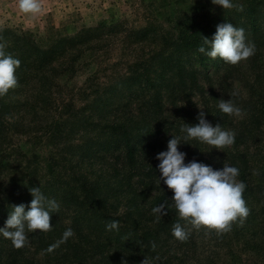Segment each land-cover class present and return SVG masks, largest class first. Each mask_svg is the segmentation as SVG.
I'll return each instance as SVG.
<instances>
[{
    "label": "rangeland",
    "instance_id": "374dc122",
    "mask_svg": "<svg viewBox=\"0 0 264 264\" xmlns=\"http://www.w3.org/2000/svg\"><path fill=\"white\" fill-rule=\"evenodd\" d=\"M191 1L39 0L41 12L24 14L18 8V0H0V43L5 44L6 55L20 61L15 71L17 86L0 96V228L4 227L13 206L23 203L25 211L28 210L32 187H39L47 199L59 205L58 211L50 212L51 226L61 221V226L69 228L76 211L63 206L62 190L65 183L75 185L85 177L95 184L92 195L107 201L100 204L99 213L110 216L111 221H118L119 232L106 230L97 218L106 246L101 253L90 249L84 264H106L114 252H119L115 254L119 256L111 260L112 264H141L144 259L149 264H264V246L256 247L253 239L256 236L259 243L254 213L264 202L258 200L264 194V177H259L264 172V135L258 133L256 136L254 129L248 134L250 126L245 128L251 114L255 113L253 107L258 97L237 80L220 79L218 72L224 61L206 55L205 60L189 61L196 71L197 82L189 81L183 88H178L174 69L161 76L159 71H150V79L157 81L154 88L145 78L133 87L118 85L152 52L165 51V55L172 52L183 14L211 10L218 15L235 9H223L211 0H197L196 5H191ZM232 2L244 6L247 0ZM254 22L264 26V16H257ZM254 22L248 21L244 32L249 33ZM144 27H151L157 34L148 32L150 39L141 42L135 31ZM89 29L91 32L83 33ZM81 33L86 35L85 39L80 36L76 43L83 45L58 56L51 65L41 67L43 51L61 39ZM18 51L23 52V60L16 53ZM245 64V60L238 63L241 71L246 70ZM30 67L38 72L33 73ZM143 68H136V71ZM174 84L176 93L171 91ZM114 86L117 90L107 94ZM234 91L237 92L235 96L232 95ZM100 97V103L104 104L95 105L93 101ZM221 99H230L243 112L240 117L225 114L223 130L243 136L220 151L195 139L185 141L186 134L181 132L182 144L178 146L186 153L185 163L195 159L214 170L222 169L223 165L235 167L226 159L230 147L237 148L247 159L253 175L250 183L255 187L254 201L248 198L246 202L250 213L242 223L238 219L230 231L218 235L215 230L196 229L179 219L171 206L173 192L163 181L158 183L160 173L153 168L159 163L156 155L167 150L168 141L178 137L181 127L198 123L197 118L186 122L183 114L196 115L203 111L209 122L208 110L214 107L216 110ZM84 106L87 108L82 110ZM133 117L145 118L153 126L169 129L167 133H150L152 136L145 138V144L155 142L154 149L148 158L139 157L141 150L138 151L135 159L139 157L136 162L140 163L137 164L128 159L124 144L112 143L115 138L112 134L108 136V143L101 141L103 136L112 133L108 129L110 125L129 124L134 121ZM103 126L108 130L100 134ZM80 144L84 150H79L77 145ZM56 178L57 183L54 182ZM237 179L240 181L239 176ZM255 183H262V189ZM135 188L143 189L141 195H131L130 189ZM74 194L77 199L71 204L75 206L81 202L77 211L84 213L92 208L88 206L90 198L83 204V193L76 189ZM161 204L165 205L167 215L157 222L158 214H153L152 209ZM177 222L190 233L184 242L172 235V227ZM81 230L91 235L92 229L84 227ZM41 233L46 232L37 230L32 234ZM62 234L59 233L60 238ZM155 235L159 236V244L154 240ZM27 237L28 242L20 248L24 253L12 258L17 264L35 260L38 264H61L58 263L61 257L51 254L53 250H47L46 255L45 247L37 251L36 245L31 247V232ZM130 239L140 242L134 253L130 252L132 247H127L128 242L132 245ZM68 240L72 241L73 236ZM4 243L13 246L0 234V261L4 256L1 251V246H6Z\"/></svg>",
    "mask_w": 264,
    "mask_h": 264
},
{
    "label": "trees",
    "instance_id": "16d2710c",
    "mask_svg": "<svg viewBox=\"0 0 264 264\" xmlns=\"http://www.w3.org/2000/svg\"><path fill=\"white\" fill-rule=\"evenodd\" d=\"M196 1L197 0H192L191 5H196ZM243 9L244 10L242 12L233 9L227 14L218 15L214 14L211 10L210 12H188L183 14L182 24L180 30L177 32V41L175 43V46L173 47L172 52L168 55H165V51H154V54H152V52L143 63L142 61L137 63V66L132 71L133 73H130L126 77L122 78L118 85L122 84L133 87L136 85V83L141 82L142 78H145V82H148L149 86L151 88H154L155 83L157 81H153L150 79V71H159L158 75L161 76L164 72L172 71L173 69L175 70V76H178V88H183L189 81L191 83L197 82L196 71L195 69H193V66L190 64L189 61L194 58L199 61L205 60V55L197 51V49L203 44V37L211 39L216 32V26L225 22L232 24L234 27L242 28L244 30V26L248 21L254 22L257 16H264V0H247V2H245L243 6ZM185 25H187V27H185ZM149 29L147 27H144L135 31L138 36V39L141 42H146L150 39V34L148 32H151L153 29L151 27H149ZM85 32H91V29L83 31V33ZM107 32L109 33L110 30H108ZM152 32L156 33L155 31ZM83 33H81L82 35H78L73 38L61 39L57 41L56 44L49 46L47 50L43 51L41 67L51 65L58 56H62L73 48L83 45L76 43V41L79 40L80 36L81 38L85 39L86 35ZM244 34L246 43L255 45L254 55L245 60V66L247 67L246 70L241 71L242 68L238 64L231 65L224 62L223 65L220 67V71L218 73L220 79H222L223 81H226L227 79L237 80L238 82L243 83L245 86L250 88V90L253 92V95L258 97V102L255 101L254 103L256 105L253 107L255 113L251 114L249 123L248 125L246 124L245 128L250 126V129L247 132L248 134L251 133V131L254 129L256 132V136H258V133H262L264 135V95L262 96V93L264 92V81H262L264 80V26H260L257 23L255 24L254 22L252 23V27L249 30V33L244 32ZM205 48L206 51L210 50L209 46L207 45H205ZM16 53L20 56V58H22V60L24 59L23 52L18 51ZM176 55H178V59L176 58ZM185 56L188 57L187 60L183 59V57ZM140 67L144 68L140 71H136V68ZM30 68L33 70V73L36 74L38 72L34 67ZM23 75H25V72L23 73ZM23 75L21 76L22 81L24 80ZM116 90L117 88L114 86L113 89L107 94L113 93ZM171 91H173L174 93L177 92L176 84L173 85ZM147 100L148 98L146 100H142L141 105L145 104ZM100 101L101 97L96 98L93 103L95 105H103L104 103H100ZM85 108L87 107L84 106L82 110H84ZM178 111H180L181 113V110ZM185 111L186 110H184L182 113H184ZM208 114L210 115V117H208L210 119L209 123H211L213 126L220 124L222 129L225 128L226 115L222 113L219 108H217L216 110L215 107L211 108V110H208ZM198 115V113L196 115H186L184 113L183 120H186V122H188L191 118H197ZM132 119H134V121H131ZM131 120L129 124L115 123L110 125V128L108 129H110L112 133L103 136L101 138V141L103 143H108V136L112 134L113 136H115L112 143L114 145L124 144L123 146L126 150L128 159L130 160V162H132V164H137L140 163L136 162L139 157L148 158L150 156V153L154 149L153 146L155 145V142L153 144L152 142L145 144L143 143L147 141L145 138L152 136L150 135V133H167L169 129L160 127L159 125L153 126L152 124H149L148 120L141 117H133L131 118ZM108 129L103 126L99 133L103 134ZM179 135H181V131H179L178 137ZM241 136L243 135L236 134L235 141H238L240 139L239 137ZM82 144L77 145L79 150L85 149ZM230 149L231 150H228L226 152V159L230 161V164H233L236 168L239 169V179L246 185V189L243 193V198L246 202L248 201V198L254 201L255 187L252 186L250 183V178H252L253 175L249 171L250 166H248L247 159L241 152L237 150V148L230 147ZM138 151H140V155L137 159H135L138 156ZM82 157L83 156H80L81 159ZM153 169L155 171V169L157 168ZM28 174L31 173L28 172ZM259 177H264V172H262ZM54 182L57 183V178L54 180ZM77 183L78 184L75 185H72L69 182L65 183V188L62 190V196L60 197V201L63 203V206L67 208L72 207L74 208V211H76V214L72 219L73 223H71L69 227L74 233L73 240H67L64 243H59L58 246L55 247L51 252V254H54L56 258L61 257L58 261V263L61 264H84L85 259L90 255V249H93L95 253H101V251H103V247L106 246V243L103 244L102 242V237L104 235H101L102 233L100 232L101 230L99 226V220L97 218H100V220L105 226L112 220L110 216H106L105 214L102 215L99 213L98 209H100V204L102 206L103 202L107 201L106 199L100 200L92 195V193L94 192L92 189L95 184L88 181L85 177H82L80 182ZM255 184L259 189H262V183ZM76 189L83 193L81 199L83 204L90 198L88 206L92 208L87 209L84 213H81L76 210L77 207L81 204L80 201L77 202L75 206L71 204V202L77 199L74 194ZM136 189L137 188L130 189V193L132 196L141 195L143 189L141 188L142 191ZM258 200L263 201L264 194H262ZM254 218L257 220L255 228H257L258 232L260 233L259 243L257 244L256 242V236L253 239L255 241L256 247L263 248L264 202L262 206L258 208L257 211L254 213ZM84 227L92 229L91 235L83 234L81 229H84ZM66 229L68 228H65L64 225L61 226V221H56L54 222V226L52 227L51 231L41 233L38 236H34L31 233L29 243L31 244V247H33V244L36 245V251L41 247H45L44 254H46L47 250L51 245H55L61 240L59 233H64ZM112 232L115 231L113 230ZM117 232H119V230H117ZM130 240L132 245L128 242L127 247H132L130 248V252L134 253L137 249H139L140 242H137L133 239ZM154 240L156 244H159L160 240L158 235L154 236ZM1 251L4 253V256H2L0 264H17L16 260H13L12 258L15 255L18 256L24 253V251L13 248V246L9 245H2ZM107 254H109V251L107 252ZM115 254H119V252L112 253V255L109 256L108 263L106 264H112L111 260H115L116 256H119ZM27 263L38 264L36 260L34 262ZM19 264H22V261ZM114 264H123V262H116Z\"/></svg>",
    "mask_w": 264,
    "mask_h": 264
},
{
    "label": "clouds",
    "instance_id": "9594fccd",
    "mask_svg": "<svg viewBox=\"0 0 264 264\" xmlns=\"http://www.w3.org/2000/svg\"><path fill=\"white\" fill-rule=\"evenodd\" d=\"M211 2L223 9L235 8L240 12L244 10L242 5L234 4L232 0ZM18 8L24 14L41 12L39 0H18ZM205 45L209 46L210 50L206 51ZM4 49L5 44L0 43V96L6 95L10 89L17 86L15 71L20 66V61L10 54L6 55ZM197 51L212 59L220 58L225 63L236 65L254 55L255 45L246 43L242 28L225 22L216 26V32L211 39L203 37V44ZM232 95H237V92L234 91ZM217 107L229 116L243 115L242 110L230 99L219 100ZM197 119V124H184L181 127L180 131L186 134L183 137L185 141L195 139L220 151L234 144L236 135L234 131H225L220 124L213 126L205 119L203 111H200ZM180 144H182L180 137H172L167 143V150L159 152L155 157L159 161L158 183L163 181V184L173 192L171 206L175 208L179 219L196 229L204 227L215 230L218 235L230 231L232 224L238 219L242 223L250 210L243 198L246 185L237 179L239 169L223 165L222 169L214 170L195 159L185 163L186 153L179 150ZM29 191L32 200L28 210L25 211L23 203L13 206L4 227L0 228V234L10 240L16 249L24 247L28 242V232L51 231L50 212L59 209L58 203L47 199L39 187H32ZM152 213L158 214V222L163 215H167L165 205L154 207ZM118 224V221H111L106 224V230H118ZM189 234L179 222L172 227L173 237L180 242L186 241ZM73 235L71 228L66 229L61 240L51 245L48 251H52L59 243L66 242ZM152 247L155 248L154 243ZM141 264H149V261L144 259Z\"/></svg>",
    "mask_w": 264,
    "mask_h": 264
}]
</instances>
